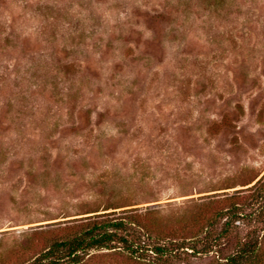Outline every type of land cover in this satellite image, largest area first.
Here are the masks:
<instances>
[{
  "label": "rangeland",
  "instance_id": "1",
  "mask_svg": "<svg viewBox=\"0 0 264 264\" xmlns=\"http://www.w3.org/2000/svg\"><path fill=\"white\" fill-rule=\"evenodd\" d=\"M44 263L264 264V0H0V264Z\"/></svg>",
  "mask_w": 264,
  "mask_h": 264
},
{
  "label": "trees",
  "instance_id": "2",
  "mask_svg": "<svg viewBox=\"0 0 264 264\" xmlns=\"http://www.w3.org/2000/svg\"><path fill=\"white\" fill-rule=\"evenodd\" d=\"M122 222H116L112 223L111 227L114 231H107L104 230L101 233L93 234V231H87L85 233L84 237L80 238H74L73 241H67L63 243L54 244V248H63L66 252L64 254L65 257L72 259V263H78L79 262V252H85L89 249L93 248H106L107 246H110L111 243H113L116 239V233L115 231L118 229L119 226H122ZM88 238V239H87ZM144 244L138 243L139 248H143ZM144 249V248H143ZM137 250V249H136ZM147 250V249H144ZM163 248L155 247V252H162ZM50 252H53L52 249L49 250ZM153 251V250H151ZM238 255V254H237ZM235 260V256L231 257V261ZM47 264V263H44Z\"/></svg>",
  "mask_w": 264,
  "mask_h": 264
}]
</instances>
